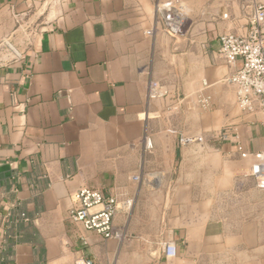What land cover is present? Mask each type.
Wrapping results in <instances>:
<instances>
[{"label": "crops", "instance_id": "obj_1", "mask_svg": "<svg viewBox=\"0 0 264 264\" xmlns=\"http://www.w3.org/2000/svg\"><path fill=\"white\" fill-rule=\"evenodd\" d=\"M254 4L0 0V264H264V112L238 107L218 52ZM81 188L116 199L125 239L69 220Z\"/></svg>", "mask_w": 264, "mask_h": 264}, {"label": "built area", "instance_id": "obj_2", "mask_svg": "<svg viewBox=\"0 0 264 264\" xmlns=\"http://www.w3.org/2000/svg\"><path fill=\"white\" fill-rule=\"evenodd\" d=\"M156 20L162 29L171 36H179L183 31L184 12L179 5L171 2L155 4ZM153 29L147 31L150 35ZM218 52L227 65L233 67L223 82L233 88L236 104L246 113L264 112V6L254 4L248 20V27L241 35L225 34L218 39ZM162 96L159 85L148 83L147 97L156 99ZM202 108H208V98L199 99ZM200 137H180L181 145H188ZM147 146L150 147L149 140ZM252 177L259 188L264 189V162L251 166ZM77 209L68 212L71 222L80 224L85 230L93 231L105 240L122 241L126 235L113 226L117 207L114 197H105L100 191L81 188L75 193ZM162 253L166 258H175L177 249L173 243H164ZM85 264H91L87 261Z\"/></svg>", "mask_w": 264, "mask_h": 264}]
</instances>
